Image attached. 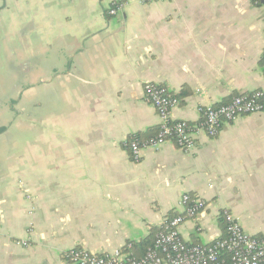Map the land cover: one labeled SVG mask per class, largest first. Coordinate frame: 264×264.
Segmentation results:
<instances>
[{
	"label": "crops",
	"instance_id": "crops-1",
	"mask_svg": "<svg viewBox=\"0 0 264 264\" xmlns=\"http://www.w3.org/2000/svg\"><path fill=\"white\" fill-rule=\"evenodd\" d=\"M114 1L126 6L112 16ZM11 68L22 85L20 111L0 112V264H72L71 248L130 243L142 257L186 193L206 201L180 227L187 243L224 237L225 209L264 239V113L225 122L191 152L168 140L135 160L127 145L158 132L145 81L167 86L180 100L172 117L192 123L202 107L264 90L263 5L0 0L1 99Z\"/></svg>",
	"mask_w": 264,
	"mask_h": 264
},
{
	"label": "built area",
	"instance_id": "built-area-1",
	"mask_svg": "<svg viewBox=\"0 0 264 264\" xmlns=\"http://www.w3.org/2000/svg\"><path fill=\"white\" fill-rule=\"evenodd\" d=\"M138 1L147 4L164 0ZM254 3L264 6V0H254ZM125 6L124 2L114 1L108 12L115 16ZM144 92L158 113L159 127L154 136L144 140L136 137L127 143L135 160L141 159L145 149L159 150L168 140H174L184 152H191L197 137H215L225 122H233L244 114L264 113V90L235 96L226 104L202 107V117L196 123L172 117V109L179 105L180 100L167 86L145 81ZM181 204L183 213L164 221L156 233L154 244L142 257L134 254L131 243L127 244L126 251L117 249L104 253L74 247L65 252V256L72 264H264V239L246 232L239 219L227 209L222 212L226 223L225 237L209 244L187 243L180 227L186 220L195 218L206 207V201L186 193ZM21 243L26 245L27 241Z\"/></svg>",
	"mask_w": 264,
	"mask_h": 264
},
{
	"label": "rangeland",
	"instance_id": "rangeland-1",
	"mask_svg": "<svg viewBox=\"0 0 264 264\" xmlns=\"http://www.w3.org/2000/svg\"><path fill=\"white\" fill-rule=\"evenodd\" d=\"M16 72V73H15ZM11 74H12V77L10 78V80L12 81V84L11 86L9 87L8 86V89H7V92L9 93L10 91H12L13 93H9V95L7 97H3L1 99V96L0 95V112L2 113V115L8 117L6 111H5V105L4 104H7V109L8 111L11 112V110H17V111H20V100L19 98L17 97L16 99H11V96L12 95H15V91H18V88L20 89L22 83H21V77L18 73V70L15 68L14 71H13V68H11ZM9 80V81H10ZM13 104H15L16 106H13ZM18 106V107H17ZM32 111V108H30V112ZM12 113V112H11ZM15 116V112H14V115H13V118ZM19 124V121L17 120L14 124V126H18ZM15 128V127H14ZM16 134V130L13 129L10 133V136L14 137V135ZM23 241V240H22ZM25 241V240H24ZM21 242V241H20Z\"/></svg>",
	"mask_w": 264,
	"mask_h": 264
},
{
	"label": "trees",
	"instance_id": "trees-1",
	"mask_svg": "<svg viewBox=\"0 0 264 264\" xmlns=\"http://www.w3.org/2000/svg\"><path fill=\"white\" fill-rule=\"evenodd\" d=\"M136 137H137V136H135L134 138H136ZM137 138H138V137H137ZM175 215H176V214H173L172 217L175 216ZM224 221H225V220H224ZM159 229H160V228H159ZM159 229H158V230H159ZM224 229H225V231H226V223H225V228H224ZM225 233H226V232H225ZM225 236H226V234L224 235V237H225ZM153 244H154V242L146 241L143 245H141V248H142V249L145 248V249L147 250V248H149V247L152 246ZM136 245L138 246V244H133V248H134V247H137Z\"/></svg>",
	"mask_w": 264,
	"mask_h": 264
}]
</instances>
